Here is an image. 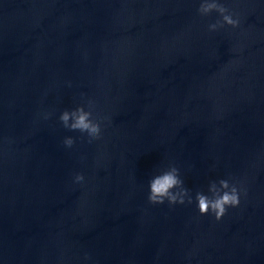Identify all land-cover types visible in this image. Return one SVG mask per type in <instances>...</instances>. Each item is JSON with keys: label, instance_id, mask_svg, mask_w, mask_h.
<instances>
[{"label": "clouds", "instance_id": "obj_1", "mask_svg": "<svg viewBox=\"0 0 264 264\" xmlns=\"http://www.w3.org/2000/svg\"><path fill=\"white\" fill-rule=\"evenodd\" d=\"M197 11L201 16H207L212 12L219 14L220 19L208 25L209 31H216L225 25L236 28L240 24L239 19L234 18L235 14L219 0H201ZM59 119L63 126L70 131L87 134L90 139L100 138L101 123L94 116L91 101L88 103V110L84 106L64 110ZM63 143L70 148L75 140L72 137H66ZM74 179L76 182H81L84 180V176L77 173ZM207 192L208 194L198 191L195 194L198 211L202 216L211 213L215 220L219 221L226 215L228 208H235L240 204L241 190L228 179L211 181ZM192 200L190 190L184 186L180 170L175 165H170L159 171L149 180L148 201L151 204H164L167 201L169 205H183L185 203L191 204Z\"/></svg>", "mask_w": 264, "mask_h": 264}]
</instances>
